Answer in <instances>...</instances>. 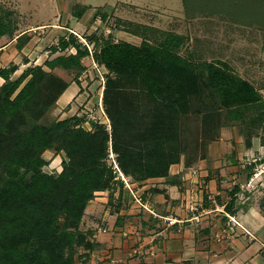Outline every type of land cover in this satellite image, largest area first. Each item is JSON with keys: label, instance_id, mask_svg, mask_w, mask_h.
Segmentation results:
<instances>
[{"label": "rangeland", "instance_id": "obj_1", "mask_svg": "<svg viewBox=\"0 0 264 264\" xmlns=\"http://www.w3.org/2000/svg\"><path fill=\"white\" fill-rule=\"evenodd\" d=\"M250 1L183 0V9L178 15L157 18L155 13L143 12L151 20L148 25L120 21L113 11L99 12L100 21L94 22L92 19L84 28H71L70 32L61 35L62 32L54 30L56 24H42L43 21L52 20L54 13L33 7V2L39 4L37 0H0V35L8 33L12 37L22 31L31 33L21 38L22 44L27 45L23 51L15 54V50L13 53L7 49H4L5 52L0 50V70L4 71L0 76V89L5 80H15L27 67L41 65L47 75L65 82L66 88L73 85L74 90L67 101H62L61 95L58 96L38 121L48 124L68 119L71 127L79 126L91 132L102 127L110 133L111 121L103 96L106 76L112 74L96 59L101 46L109 42H128L136 46L144 43L160 47L168 42L167 48L183 61L213 62L250 82L257 92L256 97L244 104L223 106L219 89L208 85L204 76L196 73L197 81L192 91L186 94L187 103L179 114L182 153L178 162L206 158L209 145L215 141L230 143L233 150L228 158L237 166L238 175L236 182L229 187L231 192L237 194L226 207L230 212H235L242 207L252 206L264 215V0H253V5ZM18 4L30 6L19 7ZM73 12L76 15L79 9L73 8ZM31 36L35 37L31 39ZM63 41L66 43L64 46ZM60 55H75L76 61H71L68 67L50 65ZM49 76L43 78V90L49 91V86H52L48 82ZM129 82L128 79H118L114 100L125 108L128 106L129 113H135L137 107L143 104L141 92L133 88L140 86V79L132 82V86ZM188 85L186 82L185 91L189 89ZM133 122L131 119L129 124ZM41 157L44 163L39 168L40 172L54 176L62 171L67 160L64 151L54 149L45 150ZM105 162L112 171L108 187L95 191L90 200L98 192L104 191L108 202L104 208L105 203L98 200L97 209L119 208L129 212L132 202L140 205L146 200L148 192L143 193L142 189L154 177L137 178L139 176L124 174L118 165L117 154L111 148V141ZM30 175V171L22 168L19 179L28 181ZM2 179H5L4 175ZM204 201L210 203L208 197ZM228 219L239 225L234 216ZM131 221L135 223V220ZM251 223L257 225L256 220ZM81 224L82 221L79 231L86 237ZM245 233L248 242L254 244L257 235L248 231ZM83 250V246L77 247L78 253ZM257 253L264 257V245Z\"/></svg>", "mask_w": 264, "mask_h": 264}, {"label": "trees", "instance_id": "obj_2", "mask_svg": "<svg viewBox=\"0 0 264 264\" xmlns=\"http://www.w3.org/2000/svg\"><path fill=\"white\" fill-rule=\"evenodd\" d=\"M167 43L152 47L109 42L100 47L96 59L112 74L106 76L103 96L110 133L102 127L93 132L71 127L68 119L38 121L67 86L47 75L41 65L27 67L13 81L5 80L0 89V264H85L86 252L78 253L77 247L92 245L79 224L93 193L108 187L109 141L124 174L166 176L182 153L179 114L196 73L219 89L223 106L255 99L257 92L247 80L213 62L183 61ZM71 61H76L75 55H60L50 65L68 67ZM3 73L0 70V76ZM44 76L52 84L49 91L42 89ZM118 79H128L131 86L140 79V86L133 88L141 92L143 104L135 113L114 100ZM48 149L66 153L57 176L39 170L44 163L41 154ZM22 168L31 172L28 181L19 179Z\"/></svg>", "mask_w": 264, "mask_h": 264}, {"label": "crops", "instance_id": "obj_3", "mask_svg": "<svg viewBox=\"0 0 264 264\" xmlns=\"http://www.w3.org/2000/svg\"><path fill=\"white\" fill-rule=\"evenodd\" d=\"M37 2L32 6L54 13L52 20L42 24H56L54 30L62 32L61 35L71 28H84L92 19L100 21L99 12L113 11L120 21L148 25L151 20L143 12L164 18L178 15L183 9V0ZM26 5L29 4H18L19 7ZM73 8L79 9V13L75 15ZM26 34L31 33L22 31L12 37L1 33L0 50L11 53L15 50V54L23 51L27 45L22 44L21 38ZM232 150L230 143L215 141L209 145L206 158L172 164L166 176L154 177L150 184L142 185L148 197L140 205L132 202L129 212L119 208V211L97 209L98 200L105 203L104 208L108 202L107 193L98 192L88 203L81 220L86 240L92 245L83 250L85 264H264V257L257 253L264 245V215L252 206L235 212L226 207L237 194L229 187L238 175L237 166L228 158ZM206 196L209 204L204 201ZM230 216L239 225L230 222ZM253 220L257 225H252ZM245 231L257 235L254 244L248 242Z\"/></svg>", "mask_w": 264, "mask_h": 264}, {"label": "bare ground", "instance_id": "obj_4", "mask_svg": "<svg viewBox=\"0 0 264 264\" xmlns=\"http://www.w3.org/2000/svg\"><path fill=\"white\" fill-rule=\"evenodd\" d=\"M74 90V86L73 85H70L68 86L64 91H63V95H62V101H64V99H66V97H70V95L72 94Z\"/></svg>", "mask_w": 264, "mask_h": 264}, {"label": "built area", "instance_id": "obj_5", "mask_svg": "<svg viewBox=\"0 0 264 264\" xmlns=\"http://www.w3.org/2000/svg\"><path fill=\"white\" fill-rule=\"evenodd\" d=\"M196 219H197V217H195ZM230 218V217H229ZM230 220H232V219H230ZM169 221V223H171L172 221L171 220H168Z\"/></svg>", "mask_w": 264, "mask_h": 264}]
</instances>
